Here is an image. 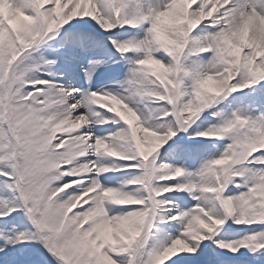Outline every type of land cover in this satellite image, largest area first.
<instances>
[{
    "label": "snow or ice",
    "instance_id": "obj_1",
    "mask_svg": "<svg viewBox=\"0 0 264 264\" xmlns=\"http://www.w3.org/2000/svg\"><path fill=\"white\" fill-rule=\"evenodd\" d=\"M0 264H264V0H0Z\"/></svg>",
    "mask_w": 264,
    "mask_h": 264
},
{
    "label": "rangeland",
    "instance_id": "obj_2",
    "mask_svg": "<svg viewBox=\"0 0 264 264\" xmlns=\"http://www.w3.org/2000/svg\"><path fill=\"white\" fill-rule=\"evenodd\" d=\"M243 251V250H242Z\"/></svg>",
    "mask_w": 264,
    "mask_h": 264
}]
</instances>
